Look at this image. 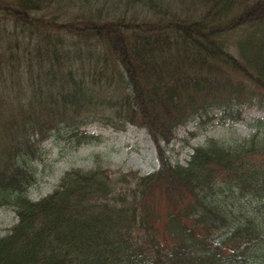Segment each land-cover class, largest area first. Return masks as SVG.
I'll use <instances>...</instances> for the list:
<instances>
[{"label":"trees","instance_id":"trees-1","mask_svg":"<svg viewBox=\"0 0 264 264\" xmlns=\"http://www.w3.org/2000/svg\"><path fill=\"white\" fill-rule=\"evenodd\" d=\"M264 0H0V264H264ZM207 137L185 164L169 144ZM150 137L158 167L62 173L33 199V161L90 126Z\"/></svg>","mask_w":264,"mask_h":264},{"label":"rangeland","instance_id":"rangeland-1","mask_svg":"<svg viewBox=\"0 0 264 264\" xmlns=\"http://www.w3.org/2000/svg\"><path fill=\"white\" fill-rule=\"evenodd\" d=\"M246 117L264 119V109L245 108ZM193 129L189 123L178 129V134L169 146L172 161L185 164L192 148L203 142L205 137H229L230 135L247 136L251 128L243 121L231 125L215 124L196 136H188L187 130ZM89 130L99 133L103 138L100 144H83L78 147L66 138L65 134H54L43 144L41 157L34 160L36 182L30 188V197L37 199L56 186L60 176L70 168H89L94 161H99L109 170H136L149 173L158 166L154 146L143 128L129 126L125 131L111 128L90 126ZM17 221L13 208H0V236L8 232Z\"/></svg>","mask_w":264,"mask_h":264}]
</instances>
